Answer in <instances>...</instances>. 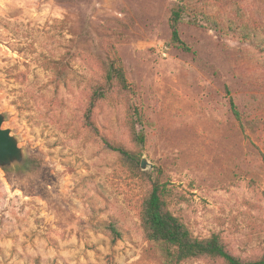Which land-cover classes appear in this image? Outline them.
I'll return each mask as SVG.
<instances>
[{
	"label": "rangeland",
	"instance_id": "1",
	"mask_svg": "<svg viewBox=\"0 0 264 264\" xmlns=\"http://www.w3.org/2000/svg\"><path fill=\"white\" fill-rule=\"evenodd\" d=\"M198 2L224 31L183 16L188 54L168 45L178 0H0L1 128L25 157L0 169V264H160L139 219L152 180L195 238L264 258V0ZM110 49L134 94L86 128Z\"/></svg>",
	"mask_w": 264,
	"mask_h": 264
},
{
	"label": "trees",
	"instance_id": "2",
	"mask_svg": "<svg viewBox=\"0 0 264 264\" xmlns=\"http://www.w3.org/2000/svg\"><path fill=\"white\" fill-rule=\"evenodd\" d=\"M198 0H178V6L171 12L170 17V41L169 46L182 50L188 54L190 48L181 40L179 25L183 16H200L208 23H212L214 29L224 31L221 24L216 22L210 14H206L207 7L199 8ZM237 30L245 34L242 24L236 26ZM240 40H244L242 37ZM107 66L102 80L93 82L87 86L90 90L87 111L84 122L86 128L93 125L92 111L100 102L111 99L116 95L134 94L133 85L129 84L124 73L120 58L114 49L107 54ZM229 95V94H228ZM229 107L234 119L242 127V116L234 105L231 97L228 99ZM135 120H140L138 111L133 110ZM133 122V121H132ZM131 136L137 145L143 144V137L137 135L135 127L131 123ZM105 144L110 145L104 140ZM113 151L128 156L121 148L109 146ZM5 170V169H3ZM175 199L169 184L159 180L149 182L146 196L140 206L139 219L143 238L149 244V249L160 264H188L200 259L219 261L221 264H264V258L246 260L230 254L217 235L206 239L195 238L184 222L170 210L171 203ZM104 229L109 232L114 240L120 237V232L114 225H106Z\"/></svg>",
	"mask_w": 264,
	"mask_h": 264
},
{
	"label": "water",
	"instance_id": "3",
	"mask_svg": "<svg viewBox=\"0 0 264 264\" xmlns=\"http://www.w3.org/2000/svg\"><path fill=\"white\" fill-rule=\"evenodd\" d=\"M3 119V116L0 115V169L2 170L10 168L14 164H22L25 160L8 131L1 128ZM141 168H145L144 161L141 162Z\"/></svg>",
	"mask_w": 264,
	"mask_h": 264
}]
</instances>
